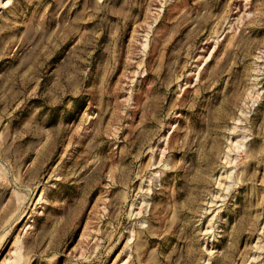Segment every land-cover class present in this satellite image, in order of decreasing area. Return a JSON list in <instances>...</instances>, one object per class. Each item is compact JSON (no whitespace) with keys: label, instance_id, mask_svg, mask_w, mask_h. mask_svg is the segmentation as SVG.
<instances>
[{"label":"rangeland","instance_id":"rangeland-1","mask_svg":"<svg viewBox=\"0 0 264 264\" xmlns=\"http://www.w3.org/2000/svg\"><path fill=\"white\" fill-rule=\"evenodd\" d=\"M0 264H264V0H0Z\"/></svg>","mask_w":264,"mask_h":264}]
</instances>
